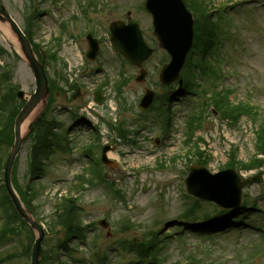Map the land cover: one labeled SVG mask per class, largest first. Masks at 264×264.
Here are the masks:
<instances>
[{"label":"rangeland","instance_id":"rangeland-1","mask_svg":"<svg viewBox=\"0 0 264 264\" xmlns=\"http://www.w3.org/2000/svg\"><path fill=\"white\" fill-rule=\"evenodd\" d=\"M88 1L92 5H101L104 2L93 14L95 15L94 19L99 18L104 23L125 18L131 9V19L139 21L146 38L152 39V20L141 9L142 0ZM2 2L12 15L25 26L27 0H2ZM60 2L66 5L65 8L56 7L51 0L42 2L47 11L38 18L39 26L35 28L34 37L45 48H59L56 46L53 36L59 34L61 21L74 13L81 15L80 0H60ZM212 2L217 7L229 3V13L227 12V14H230L233 19V27H229L226 32L225 47L222 48L223 55L221 56L225 57L226 52L229 54L227 65L222 64L223 71L226 67L228 68L227 75L226 78L215 80L216 86L218 89L232 88L234 101L250 100L264 115V0H212ZM77 21H67L60 31L63 37L70 36L76 43L81 39V34L76 29ZM82 23L84 24V22L80 23L81 29H84L85 26ZM96 23L99 22L94 21V24ZM227 23L228 21L223 19L225 31ZM2 26L3 24L0 22V45L7 47L11 53L14 49L19 50L20 44L9 27L7 28L13 37V40L10 39L13 48L4 40L2 32L6 31ZM103 38H105V52L101 67H94L90 64V68L85 69L88 64L84 62L79 51V48H85V40L76 44L69 38L63 39L59 51L65 64L59 55V59L47 67L51 77H55L57 70H60V73L74 77V80L83 81L85 90L77 100L73 99L72 90L63 94L59 93L54 114L65 122L66 127L69 123L76 125V122L80 121L79 118H74L70 122L69 111L74 108L73 111L84 114L85 121L83 124L79 123L78 128L72 127L68 132L72 151L65 155L63 153L53 155L46 174L42 179L34 180L31 183L36 194L33 201L36 216L42 220L47 229L43 248L54 253L58 252L59 239L63 235V230L55 227L56 220L52 217L57 207L55 206L58 202L57 197L71 194L79 198V204L82 206V212L79 215L83 224L92 223L94 225V228L91 227V231H89L90 238L87 244L98 245L97 252L100 255L107 254L105 264H122L131 260L130 254H124L123 249L120 250L118 240L127 236L138 240L142 234H147V231H151L155 226L166 232L160 241L162 244L160 246L163 248L160 250L159 264H184L190 257L198 260L196 264H242L240 261L254 258L251 256L255 252L257 240H259L257 254L258 256L264 255V208H258L257 212L252 209L254 213L249 219L248 227L243 229V233H240L235 227L223 232L227 228L223 227L217 228L216 232L212 234L201 236L177 219L178 215L189 205L182 195V191L184 192L186 187L185 178L189 174L191 166L195 165L197 158L195 154L190 153L193 150V141L189 145H185V140L187 125L191 118L189 113L191 109L196 108L202 98H205V94L200 91L201 88L180 96L173 94L171 100L169 98L170 87H160L157 79L153 78L149 85L155 86L158 91L162 88L160 93L164 91L165 94L162 101L158 99L156 102L158 106H161V109L153 114L154 117L149 116L148 119L138 121L140 120L138 114H141L139 102L143 85H137L131 78L129 87L123 93V97L128 102L126 110H120V103L113 88L109 85L105 86L104 90L109 100L98 106L96 110L99 113H104L108 109L107 113H110V116L107 120L125 119L131 128L144 123L146 128L134 135L135 144L117 142L111 137L115 135L106 124H102L96 117H88L86 105L88 101L92 100L93 88L97 87L105 76L111 77L112 81L119 78L118 61H115L119 58L113 54L112 45L107 39L106 33ZM102 49H104V45H102ZM108 52H111L110 56ZM165 57V53L157 52L148 63V67L156 69ZM2 61L0 60V64H3ZM120 63L121 59H119ZM77 69L79 70L77 71ZM131 71L133 72V70ZM89 73L93 74L97 81L86 78L85 75ZM196 73V79L200 82L202 89H208V93L213 92L214 88L211 87V84L215 78L201 77L198 70ZM13 82H21L27 91H33L36 87L34 73L24 59H18ZM257 83L261 84L260 89L254 88V84ZM81 87L84 88L82 85ZM169 104L173 110L171 111L172 122L169 121L170 111L167 108ZM203 106V111L209 113V116L205 117V127L199 128L197 134L204 138V142H200L203 149H208L212 153L208 165L209 170L213 173L221 170L234 145H238L240 148L239 157L241 160H250L255 154L257 124L250 118L244 117L237 126H232L228 122H222L217 115L213 114L209 105ZM78 107H82V109ZM130 117L137 120L132 121ZM97 126H99L100 134L93 133V135L90 130ZM158 128L159 136L164 138L154 141L152 138L156 137L155 133ZM91 143L100 144L90 153V156L94 157H101L102 147L109 146L110 150L107 156L112 163L103 165L107 177L116 182L123 191L122 198L113 197L109 188L104 184L96 186L85 184L79 188L75 186L77 175L83 174L84 178L79 177L80 180H87L92 176V172L88 170L91 158L83 153V148ZM182 145L187 146V149L182 148ZM24 146L25 149L23 148V153H20L18 164H16L17 175L21 182L29 181L30 183L31 180L26 175L28 145ZM109 152H113L116 156L109 155ZM159 163L164 166H160ZM95 169L103 170L100 161L97 162ZM260 171L264 172V167L256 170H242L239 173L248 177L256 175ZM244 193L250 197L252 202L257 200L260 206H264V182L245 187ZM101 218H107L109 228L105 229L99 225L98 221ZM127 222L129 224H126ZM258 223L259 231L253 227ZM176 226H184L185 234L176 235ZM29 237L30 232L24 231L9 238L0 246L1 256L18 252L5 264H30V258L24 253V248L29 243ZM142 240L147 242L148 239L143 236ZM128 241L131 242V240ZM80 244L78 239H73L72 245L80 246L74 257L70 258L64 252H59L65 264H77L75 261L77 258L78 262L83 260L82 264L94 263L89 248L86 247V244L82 246ZM72 253L74 254V252ZM148 264L154 263L148 262ZM254 264H264V258Z\"/></svg>","mask_w":264,"mask_h":264},{"label":"water","instance_id":"water-1","mask_svg":"<svg viewBox=\"0 0 264 264\" xmlns=\"http://www.w3.org/2000/svg\"><path fill=\"white\" fill-rule=\"evenodd\" d=\"M165 2H166L165 0H159V6L165 8V6H166ZM149 7L152 10L155 9L154 0H150ZM20 37L22 39V35ZM118 43H120L121 45H125V43L122 40L120 41L119 39H118ZM123 47H125V46H123ZM40 73H41L40 76H38V83H39L38 93L34 97L33 102L29 106H27L26 109L23 111V113L19 116L17 129L19 127L20 122L24 119V117L27 115V113L31 110V107L35 103V101L36 102L39 101L45 93L46 94L48 93V91H47V81H46L45 77L42 76V71L41 70H40ZM20 95H22V94H20ZM20 142H21V138L18 137L16 148H18ZM13 155L14 154H12L11 157H13ZM194 173L205 174V172L202 169H197V170L194 171ZM228 174L229 173H225V174H222V176H226ZM199 177H200L199 175H196V176L192 175L189 178L188 184H189V187H190V191L192 193L198 195V196L205 197V195L201 191L200 186L198 185V183H196V180ZM9 180L10 179H9V170H8L7 181L9 182ZM239 189L240 188L237 187V191H239ZM213 198H215V199L219 200L220 202H222V199H220L219 197L214 196ZM27 219L30 221V219L28 217H27ZM33 226L39 229V227H38V225L36 223H34ZM39 230H40V237L37 239V241L35 243V255H34L33 264H39L40 263V256H41L40 242H41V240L43 238V231L41 229H39Z\"/></svg>","mask_w":264,"mask_h":264},{"label":"trees","instance_id":"trees-1","mask_svg":"<svg viewBox=\"0 0 264 264\" xmlns=\"http://www.w3.org/2000/svg\"><path fill=\"white\" fill-rule=\"evenodd\" d=\"M53 129H54V124L52 123L42 122V125L39 124L37 126L39 145L35 147L34 154L32 155V163H31L32 173H40L42 171L41 169H42L43 161L48 156L46 154L48 152L50 153L51 151L52 141L55 136ZM9 134H11V131L7 130L6 128L5 130L0 131V146L6 143L11 144L12 138L9 137ZM39 170L41 171L38 172ZM70 203H73V201L70 200ZM14 213L16 214L15 211ZM71 224L72 223L69 222L68 225L70 226ZM46 264H54V263H46ZM55 264H58V263H55Z\"/></svg>","mask_w":264,"mask_h":264},{"label":"bare ground","instance_id":"bare-ground-1","mask_svg":"<svg viewBox=\"0 0 264 264\" xmlns=\"http://www.w3.org/2000/svg\"><path fill=\"white\" fill-rule=\"evenodd\" d=\"M8 33V31H6ZM9 34V33H8ZM109 155L111 156H116V154H114L113 152H109Z\"/></svg>","mask_w":264,"mask_h":264}]
</instances>
